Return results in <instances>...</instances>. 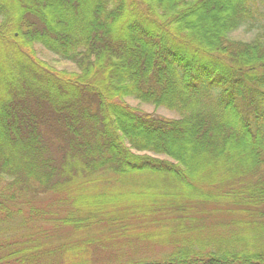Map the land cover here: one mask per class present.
Masks as SVG:
<instances>
[{"label":"trees","instance_id":"trees-1","mask_svg":"<svg viewBox=\"0 0 264 264\" xmlns=\"http://www.w3.org/2000/svg\"><path fill=\"white\" fill-rule=\"evenodd\" d=\"M263 11L264 0H0V264H88L94 240L54 246L37 226L51 214L29 203L78 179L139 174L172 193L128 217L164 215L179 247L132 264H264V38L229 39ZM35 46L78 73L53 70ZM121 207L82 206L62 223L123 233ZM199 213L223 216L226 233L202 236Z\"/></svg>","mask_w":264,"mask_h":264},{"label":"rangeland","instance_id":"rangeland-1","mask_svg":"<svg viewBox=\"0 0 264 264\" xmlns=\"http://www.w3.org/2000/svg\"><path fill=\"white\" fill-rule=\"evenodd\" d=\"M130 1L131 0H127V2ZM256 34H260L264 38V17L263 20L258 24L256 23L252 29L242 26L232 31L229 34V39L233 41L249 42ZM34 52L38 60L44 62L57 72H65L68 74L78 73L73 64L61 60L41 47L35 46ZM124 102L129 107L141 113L170 120L179 118L174 112L144 104L132 98H126ZM147 155L162 160L164 159L163 156H155L153 154ZM87 180H90L88 184L83 185L81 184L85 182L84 179H78L74 181V183H71L72 189L69 193L60 192L45 194L31 200L29 203L33 208L51 214L49 217L51 221H40L37 223V226L44 232H48V234H53L59 238L58 240L56 238L52 239L54 246H58L64 242L82 243L94 240V243L89 244L87 247L85 256H82L88 264H132L152 259H164L166 256H169L176 247H179V244L176 243L174 238L171 239L169 234H163V228L165 227H162L158 221H163L164 215L148 214L147 220L143 219V221H140L138 218L135 220L133 216L128 217L130 210L134 208V206H136V208H143L144 210L151 211L153 205H155L153 201L156 200L157 203L160 201L157 196L164 192L172 193V188L165 186V191H163L162 187H156L161 181L155 176L147 174L121 177L118 179L111 178L110 175H103ZM6 181V178H0V187L3 186ZM165 196L169 200L172 194H166ZM152 197H155V199H152ZM107 202L110 207L113 205L118 207L122 206L123 215L127 216V218L122 220L121 225L118 226L129 228L128 230L122 233V229L110 230L104 227L105 225H95L71 233V228L62 223V220L68 216L71 217V215H76L78 218L79 210L82 206L89 209H94L96 207L103 209L102 207H106ZM24 212L26 213V211ZM24 212L23 217L26 218ZM101 212L105 213V210ZM88 213L89 212L85 213V215L87 216ZM111 214L112 213L105 214V217ZM196 218L198 219V225L203 227L202 236L207 235L208 232H214L216 235L220 236L219 234L223 235L226 233L225 231H227L221 227L223 224V216H216V214L212 213L210 217H206L204 214L199 213L196 215ZM162 225H164V223ZM169 226L172 227V225ZM170 231H175L174 227H172ZM199 234L200 235H198V231L191 232L187 235V240H194L196 236H201L200 231ZM45 243H48V241L45 240ZM158 243L161 245H153ZM72 249L74 251V249H81V247H74ZM193 249H197L195 244L193 245ZM72 254H74V252Z\"/></svg>","mask_w":264,"mask_h":264}]
</instances>
